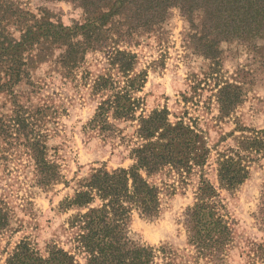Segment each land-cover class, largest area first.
Instances as JSON below:
<instances>
[{"label": "trees", "instance_id": "obj_1", "mask_svg": "<svg viewBox=\"0 0 264 264\" xmlns=\"http://www.w3.org/2000/svg\"><path fill=\"white\" fill-rule=\"evenodd\" d=\"M49 1L72 4L81 19L67 25L50 9L35 14L18 0H0V94L12 96L18 85H33L32 74L43 64L53 63L70 78L89 54H104L107 68L93 84L100 102L89 128L115 139L122 133L119 124L136 122L134 136L122 138L130 148L132 165L93 169L77 182L74 194L61 201L60 212H73L67 220L69 249L52 243L41 253L23 240L6 264H227L237 222L221 191L234 194L249 180L252 164L264 159V131L241 130L234 147L218 152L215 186L203 174L210 152L201 143L203 132L184 118L172 121L167 109L145 113L140 94L149 74L138 70L134 48L142 38L160 32L172 11L178 10L188 23L189 47L213 64L221 59L223 43L238 42L256 51L264 41V0ZM216 97L221 118L243 103L242 92L231 86ZM50 110L31 115L17 109L0 121V141L26 149L34 163L35 183L43 190L64 180L60 165L49 158L47 137L41 132ZM200 168L195 202L183 214L186 248L135 242L130 237L134 214L157 220L165 188L175 187L176 176L183 182ZM165 175L173 186H168ZM255 219L264 229V186ZM11 220L12 209L0 197V236Z\"/></svg>", "mask_w": 264, "mask_h": 264}, {"label": "rangeland", "instance_id": "obj_2", "mask_svg": "<svg viewBox=\"0 0 264 264\" xmlns=\"http://www.w3.org/2000/svg\"><path fill=\"white\" fill-rule=\"evenodd\" d=\"M18 2L35 14L43 8L50 9L67 25L81 19L80 10L65 1ZM187 31L188 23L174 10L160 32L142 38L134 48L139 55L138 70L149 74L140 96L145 100L146 114L167 109L172 121L184 118L203 132L201 143L210 150L203 174L218 186V152L234 147L241 130L264 131V41L259 42L256 51L238 42L223 43L221 59L213 64L189 47ZM107 62L104 54L91 53L70 78L53 63L43 64L32 74L33 85H18L12 96L0 94V121L17 109L31 115L39 109H51L41 132L47 137L49 158L60 165L64 178L63 183L51 189L37 187L34 163L26 149L15 144L10 148L0 141V197L12 209L11 226L0 236V264H6L8 255L23 240L32 242L41 253L52 243L69 249L67 220L73 212H60L61 201L72 196L77 182L93 169L105 166L115 170L132 165L130 148L122 138L134 136L136 122L119 124L122 133L115 139H106L89 128L100 102L93 84L107 68ZM226 86L238 88L243 103L229 117L221 118L216 96ZM197 170L183 182L176 176L175 187L165 188L157 220L134 214L130 237L135 242L186 248L182 220L185 210L195 202L201 168ZM164 178L168 186H173V180L168 181L167 175ZM263 186L261 159L252 164L249 180L237 192L221 191L237 222L227 264H264V229L255 219ZM77 259L83 263L82 258Z\"/></svg>", "mask_w": 264, "mask_h": 264}]
</instances>
